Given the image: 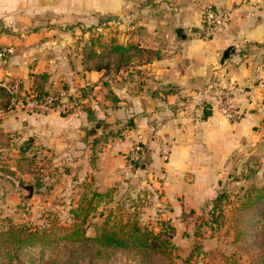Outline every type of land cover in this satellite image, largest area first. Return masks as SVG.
Wrapping results in <instances>:
<instances>
[{
  "label": "crops",
  "instance_id": "crops-1",
  "mask_svg": "<svg viewBox=\"0 0 264 264\" xmlns=\"http://www.w3.org/2000/svg\"><path fill=\"white\" fill-rule=\"evenodd\" d=\"M207 3L234 11L219 34L204 39ZM88 29L156 55L131 51L119 68H89ZM0 45L14 49L0 64V79L34 89L44 75L48 89L88 91L70 113L0 107V139L15 153L45 156L53 190L63 181L71 190L195 208L213 193L235 151L262 160L264 0H0ZM223 86L234 89V121L216 111ZM139 137L144 153L136 167L130 160L141 152L133 151Z\"/></svg>",
  "mask_w": 264,
  "mask_h": 264
},
{
  "label": "rangeland",
  "instance_id": "rangeland-1",
  "mask_svg": "<svg viewBox=\"0 0 264 264\" xmlns=\"http://www.w3.org/2000/svg\"><path fill=\"white\" fill-rule=\"evenodd\" d=\"M88 30L87 49L90 45L101 49L100 46L108 45L112 38L101 29ZM111 65L110 69H115V65ZM4 141L1 137L0 226L11 223L42 226L51 220L69 224L74 217L72 209L86 205L92 191L67 189L63 181L61 190H53L48 185L51 176L46 170L49 166L46 157L37 152L15 153L1 145L6 143ZM253 157L248 150L235 151L213 193L198 207L183 205L185 208L181 209L167 200L156 205L151 198L145 202L132 201L127 196L113 197L111 192L105 191L102 192L107 193L103 196V213L106 215L111 208L118 212L116 218L127 208L142 225L156 230L161 221L168 222L174 228L173 264H256L257 239L261 232L255 229L260 218L256 209L259 205L264 208V200L257 199L256 195L264 192V155L260 162L258 159L254 162ZM28 186H31L30 192ZM91 201L95 204L98 199L94 197ZM89 212L83 225L86 233L93 235L104 216L93 210Z\"/></svg>",
  "mask_w": 264,
  "mask_h": 264
},
{
  "label": "trees",
  "instance_id": "trees-1",
  "mask_svg": "<svg viewBox=\"0 0 264 264\" xmlns=\"http://www.w3.org/2000/svg\"><path fill=\"white\" fill-rule=\"evenodd\" d=\"M100 47L94 49L90 45L87 49L86 57L91 62L89 68L107 72L112 63L115 68L126 65L131 59V51L133 55L144 53L146 59L156 55L150 49L119 44L114 38L109 40L108 45ZM39 79L34 88L36 98L44 97L50 90L44 83V75H40ZM61 87L68 89L65 85ZM87 92L81 90V95ZM10 106V94L0 86V107L7 109ZM1 145L9 147L7 143ZM24 150L20 148V151ZM139 151L138 157L130 160L136 167L140 165V156L144 153L142 147ZM105 194L92 191V197L86 200V205L72 209L74 217L67 225L51 220L42 226L31 223L0 226V264H173L175 244L172 241V225L161 221L157 230L142 225L127 208L116 218L114 216L118 212L115 213L111 208L105 215L102 205ZM256 196L264 200V192ZM94 197L98 199L95 204L91 201ZM98 206H101L100 210ZM90 210L104 216L93 235H88L83 225ZM256 212L260 218L255 229L261 232L257 239L255 263L264 264V208L259 205Z\"/></svg>",
  "mask_w": 264,
  "mask_h": 264
},
{
  "label": "built area",
  "instance_id": "built-area-1",
  "mask_svg": "<svg viewBox=\"0 0 264 264\" xmlns=\"http://www.w3.org/2000/svg\"><path fill=\"white\" fill-rule=\"evenodd\" d=\"M233 8H220L212 3L202 7L200 15L201 37L212 38L219 34L229 20L233 18ZM14 49L10 45H0V64ZM0 86L4 87L10 94V105L32 112L46 113H70L80 110L83 104V96L76 90L65 88H52L42 98L34 97L33 88L24 89L19 80L13 77L4 76L0 79ZM216 111L228 121H234L239 115V107L234 97L232 86H223L218 90ZM201 113H197V116ZM141 149L140 137L133 145V151ZM162 157L168 159L169 146L167 143L161 148Z\"/></svg>",
  "mask_w": 264,
  "mask_h": 264
},
{
  "label": "water",
  "instance_id": "water-1",
  "mask_svg": "<svg viewBox=\"0 0 264 264\" xmlns=\"http://www.w3.org/2000/svg\"><path fill=\"white\" fill-rule=\"evenodd\" d=\"M108 19H110V17H107L106 19H103L102 23H104ZM180 30L181 29L177 28L175 30V34L178 35V33L180 32ZM209 108H210L209 104H206L205 107H204V109H203V113H204L205 116L209 115V113H210ZM89 119L91 121H95L96 120V116L94 114H89ZM27 190L30 192L31 191V186H28L27 187Z\"/></svg>",
  "mask_w": 264,
  "mask_h": 264
}]
</instances>
